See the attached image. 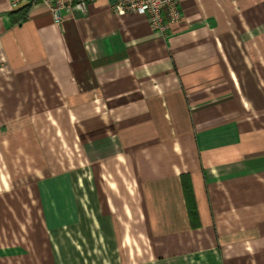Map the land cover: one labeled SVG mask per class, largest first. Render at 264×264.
Here are the masks:
<instances>
[{
	"label": "crops",
	"instance_id": "crops-1",
	"mask_svg": "<svg viewBox=\"0 0 264 264\" xmlns=\"http://www.w3.org/2000/svg\"><path fill=\"white\" fill-rule=\"evenodd\" d=\"M111 1L0 0V264H264V0Z\"/></svg>",
	"mask_w": 264,
	"mask_h": 264
},
{
	"label": "built area",
	"instance_id": "built-area-1",
	"mask_svg": "<svg viewBox=\"0 0 264 264\" xmlns=\"http://www.w3.org/2000/svg\"><path fill=\"white\" fill-rule=\"evenodd\" d=\"M95 0H9L15 8L22 2L31 5L41 4L49 12L52 22L61 25L74 13L84 14ZM110 9L113 13H132L146 19L151 29L164 36L169 26L178 22L181 17L179 0H112Z\"/></svg>",
	"mask_w": 264,
	"mask_h": 264
},
{
	"label": "rangeland",
	"instance_id": "rangeland-1",
	"mask_svg": "<svg viewBox=\"0 0 264 264\" xmlns=\"http://www.w3.org/2000/svg\"><path fill=\"white\" fill-rule=\"evenodd\" d=\"M14 162H15V165H16V168H17V171H18V173H15V178H16V180H17V182H21V181H23V182H25V183H33V182H35L36 181V179H37V174H34V173H32V168H31V170H30V172H29V174L28 175H25V174H23L22 173V171L23 170H25V167L23 168L22 167V162H23V160H18V159H14ZM25 162V161H24ZM19 165H21V167H19ZM33 164H30V166H32ZM80 175L84 178V174L83 173H80ZM76 177L77 176H75V179H76ZM32 194H31V191H30V201L31 202H33V200H32ZM31 204V203H30ZM34 204V203H33ZM32 206V205H31ZM35 215V213H34V208H30V221H31V225H32V220H33V216ZM34 254H31L30 255V257H29V260H30V262H33L34 260H35V257L36 256H33ZM101 257V256H100Z\"/></svg>",
	"mask_w": 264,
	"mask_h": 264
}]
</instances>
